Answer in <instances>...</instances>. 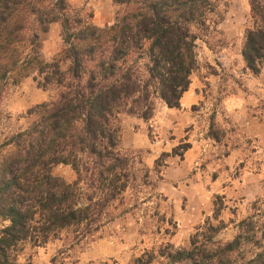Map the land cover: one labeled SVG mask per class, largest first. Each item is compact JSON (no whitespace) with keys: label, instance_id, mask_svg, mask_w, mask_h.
<instances>
[{"label":"trees","instance_id":"16d2710c","mask_svg":"<svg viewBox=\"0 0 264 264\" xmlns=\"http://www.w3.org/2000/svg\"><path fill=\"white\" fill-rule=\"evenodd\" d=\"M110 1L114 20L97 27L71 0H0V106L10 86L29 77L57 91L25 112L24 129L0 140V264H18L27 246L63 236L71 246L93 241L133 209L126 208L127 191L148 170L138 156L121 152L119 116L147 122L155 99L179 109L197 69L196 32L210 29L219 0ZM248 4L252 27L240 54L256 76L264 67V0ZM52 24L60 26L62 47L48 62L40 35ZM209 136L219 139L212 124ZM189 148L180 141L153 171L160 174L168 157L181 159ZM59 165L72 169L73 181L53 175ZM212 206L188 246L165 243L129 264H264L263 213L224 222V197L216 195ZM230 225L234 234L224 240Z\"/></svg>","mask_w":264,"mask_h":264},{"label":"rangeland","instance_id":"374dc122","mask_svg":"<svg viewBox=\"0 0 264 264\" xmlns=\"http://www.w3.org/2000/svg\"><path fill=\"white\" fill-rule=\"evenodd\" d=\"M71 5L92 15L89 22L94 26L106 27L114 20L110 0H71ZM209 25L206 32L193 30L199 39L197 69L186 95L192 103L169 113L155 99L147 122L119 116L121 152H132L148 170V177L137 174L127 191L126 208L133 209L105 226L93 241L71 246L63 236L41 248L27 246L18 264H129L165 243L186 247L194 229L211 218L216 195L226 199L220 216L224 222L257 210L264 215V67L259 75L251 74L240 54L244 32L252 27L248 0H219ZM60 33V26L52 24L40 35L42 57L48 62L62 47ZM56 94L40 89L31 77L10 86L0 106V140L24 129L30 122L25 112ZM137 123L143 132L137 131ZM211 124L218 141L209 136ZM130 132L137 137L134 147L129 146ZM177 138L188 139L189 152L181 159L168 157L160 174L154 172V161L170 153ZM52 173L67 182L75 178L69 166H56ZM233 234L230 225L222 238L229 240Z\"/></svg>","mask_w":264,"mask_h":264},{"label":"crops","instance_id":"0c3cea01","mask_svg":"<svg viewBox=\"0 0 264 264\" xmlns=\"http://www.w3.org/2000/svg\"><path fill=\"white\" fill-rule=\"evenodd\" d=\"M190 93V86H189V88H188V90H187V92H185L184 94H183V96L181 97V99H180V107H179V109H169V108H167V107H165L166 108V111H168L169 113H171L172 111H179V110H184L187 106H188V104H190V103H192V98L191 97H188V96H186V95H188ZM138 120V119H137ZM137 127H136V129H137V131L138 132H143V126L140 124V123H137ZM131 133V134H130ZM130 133H128V135H130L131 136V144L129 145V146H132V147H134V146H136L135 144H133L134 142H136L137 141V137H134L133 135H132V132H130ZM124 132H123V144H125V140H124ZM137 135H138V133H137ZM180 138H177L176 140H175V142H176V144H174L173 146H171V148L173 149L175 146H177L179 143H180V141H183L184 143H189L188 142V139H183V140H180ZM190 144V143H189ZM190 146H191V144H190ZM189 152V150L188 151H186L184 154H183V156L184 155H186L187 153ZM224 202H225V205L227 204L226 203V199L224 198Z\"/></svg>","mask_w":264,"mask_h":264}]
</instances>
